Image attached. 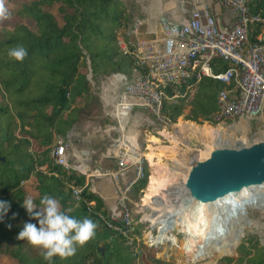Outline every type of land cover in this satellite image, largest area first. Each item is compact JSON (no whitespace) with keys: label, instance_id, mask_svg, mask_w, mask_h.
Here are the masks:
<instances>
[{"label":"trees","instance_id":"1","mask_svg":"<svg viewBox=\"0 0 264 264\" xmlns=\"http://www.w3.org/2000/svg\"><path fill=\"white\" fill-rule=\"evenodd\" d=\"M251 6L264 15V0H253ZM9 8L11 19L20 21L0 24V201L10 205L0 227V260H11V264H174L156 257L155 246L139 238V253L134 254L121 236L87 211L85 202L95 201L97 208L105 205L85 185V175L64 170L50 156L57 137H66L85 103L95 101L88 72L93 77L118 73L130 80L134 69L144 71L135 45L126 40L124 50L119 43L118 32L129 19L126 4L123 0H9ZM256 33V29L251 32V40ZM17 45L27 49L23 62L8 56ZM228 65L216 61L214 68ZM186 85L195 87L187 102L188 119L216 123L212 116L224 84L210 77L199 82L190 78L177 88L184 91ZM165 91L173 93L171 88ZM185 98L177 103L165 101L163 111L172 122L183 114ZM144 182L145 178L134 181V190L143 189ZM71 184L83 188L81 200L72 197ZM46 193L58 198L67 214L97 224L95 238L68 259L45 261L39 250L17 239L24 223L39 226L21 206L23 200L31 196L39 205ZM248 245L251 248L239 246L237 259L225 256L220 263L264 264V247Z\"/></svg>","mask_w":264,"mask_h":264},{"label":"rangeland","instance_id":"2","mask_svg":"<svg viewBox=\"0 0 264 264\" xmlns=\"http://www.w3.org/2000/svg\"><path fill=\"white\" fill-rule=\"evenodd\" d=\"M123 1L128 8L129 19L124 22V27L118 32L119 39L125 42L128 40L134 44L137 41L149 38L157 39L161 36L157 26V19L161 15L181 19L187 17L197 4H209L208 9L215 6L213 3L210 4L212 0ZM12 20L14 22L20 21L14 18L0 24L7 25ZM136 24H139L138 33L134 34L131 30ZM147 25L154 28L153 34L148 35L146 33ZM136 50L138 51V47ZM139 74L140 72L134 69L131 78ZM87 77L93 83L95 101L85 103L79 112L78 120L65 137L69 144L68 154L72 159L71 162L75 166L80 165L81 171L77 172L85 175L88 188L102 197L107 206L110 205L109 200L111 198H114L115 202L118 196L124 198L133 213L135 229L137 230L136 237L148 245H154L157 250L156 257L171 261L174 264H221L220 261L225 256L233 257L234 260L237 259L238 248L241 244L251 248V245H248L250 242V244L256 243L264 247V207L253 208L252 205H247L245 207L246 213L243 216H235L243 221L241 226L236 227L240 231L238 233L225 231L224 236L212 239L210 242L211 245H215V242H222V246L226 245L224 250H214L215 246H207V250H205L207 255H197L198 250L205 242L206 235L210 232L213 217L203 218L201 225L194 227L192 219H195V214L193 211L196 212V216L204 217L207 215L203 213L202 209H194L195 206L187 205L188 202L184 200L181 189V180L188 167H191L197 160L204 158L213 145L239 147L244 143L250 144L253 143L252 141L262 140L264 138V110L258 117L251 119L241 118L235 121H220L219 123L209 121L198 123L188 119L190 106L187 102L190 101L191 96V98H185L183 114L175 122L165 125L156 120L148 110L141 107H133L126 114L115 112V103L118 101L117 94L123 87V83L127 81L122 75L111 72L93 77L88 72ZM227 89L231 90L232 93V87L229 86ZM190 94L192 93H188V95ZM179 98L182 97H178L176 101L169 100V103H177ZM180 121L183 122L179 123ZM189 125L197 127L207 125L211 128V132L208 135H197L195 134L197 130ZM241 125L246 130L232 133L231 129H238L240 127L235 126ZM245 135L246 142L240 140ZM123 141L131 142L134 147L139 149L144 158L145 182L143 189L139 191H135L133 185H129L136 176V172L134 173L133 168L123 164L124 155L120 151L123 147ZM173 155L174 159L171 158ZM174 168L177 169L179 176L166 180V182L170 181L171 183H167L166 187H164L165 185L160 186L158 196L149 201L150 206H143L145 192L151 183L152 171H155L157 175L160 174L159 177L163 178L165 175L167 177L169 171ZM118 170L122 172L127 170V176L134 174L129 179L119 181L117 187L115 183L112 184L108 180L112 178V173ZM163 171H167V173ZM127 186L130 187L125 189ZM117 189L122 190V192H117ZM263 191L264 188L263 190L257 189L255 193L264 197ZM246 197L245 195L239 198ZM4 219L5 215H0V227ZM245 220L248 222H244ZM157 234L160 238L152 244L150 237H155ZM188 238L193 241V249L187 247ZM235 242L237 243L234 249L229 244ZM223 252L228 254H223ZM11 263L12 261L8 259L0 260V264Z\"/></svg>","mask_w":264,"mask_h":264},{"label":"built area","instance_id":"3","mask_svg":"<svg viewBox=\"0 0 264 264\" xmlns=\"http://www.w3.org/2000/svg\"><path fill=\"white\" fill-rule=\"evenodd\" d=\"M252 2L210 1V4H218L232 11V19L226 22L219 20L213 10L208 9L209 4H197L180 21L159 16L157 26L161 36L133 43L137 62L143 65L144 71L123 83L117 94L115 112L126 114L133 107H141L148 110L156 120L168 125L172 121L163 111L165 101H176L178 97L191 98L195 90V87L189 88L186 85L184 91H177V86L190 78L199 82L202 78L210 77L225 86L216 97L217 110L212 116L217 120L216 123L258 117L264 110V15L253 10ZM133 28L131 32L137 34L139 24ZM254 29L257 33L254 40H251L250 34ZM146 33L153 34L154 28L147 25ZM119 43L126 50V42L119 39ZM216 61L229 65L225 69L215 70ZM229 86L232 87V93L227 89ZM165 88H171L173 93L170 95ZM68 145L65 137L58 136L50 156L64 170L81 171L80 165L75 166L71 162ZM122 146L120 151L124 155L123 164L135 168L136 176L129 184L132 185L134 181L145 177L144 158L131 142L123 141ZM43 168L41 166L37 169ZM111 179L118 187V182L124 179L123 172L114 171ZM69 189L74 199H82V187L71 184ZM117 192L121 193L122 190L117 189ZM85 204L87 211L121 236L134 254L139 253L133 213L122 196L104 208H97L95 201Z\"/></svg>","mask_w":264,"mask_h":264},{"label":"water","instance_id":"4","mask_svg":"<svg viewBox=\"0 0 264 264\" xmlns=\"http://www.w3.org/2000/svg\"><path fill=\"white\" fill-rule=\"evenodd\" d=\"M184 184L189 198L208 204L214 214L212 227L216 226L218 231L208 234L197 252L199 256L207 255L202 247L212 239L224 236L225 231H240L236 227L241 226L243 221L234 217L243 216L247 205L264 207V197L255 193V190L264 188V139L239 147L215 146L209 159L197 160L190 167ZM248 188H254V191L247 198L234 199L226 206L222 204L229 196ZM236 243L229 245L235 249ZM221 247L217 245L214 249Z\"/></svg>","mask_w":264,"mask_h":264},{"label":"clouds","instance_id":"5","mask_svg":"<svg viewBox=\"0 0 264 264\" xmlns=\"http://www.w3.org/2000/svg\"><path fill=\"white\" fill-rule=\"evenodd\" d=\"M11 18L9 0H0V23ZM27 54V49L22 45L8 51V56L17 62H23ZM21 206L30 219L38 221L39 226L31 222L24 223L17 239L26 241L29 246L39 250L45 261L51 262L54 257H73L78 248H83L96 236V223L89 218L80 220L67 214L62 210L60 200L52 195L44 194L39 205L28 196ZM9 207L7 202L0 201V215H6Z\"/></svg>","mask_w":264,"mask_h":264},{"label":"bare ground","instance_id":"6","mask_svg":"<svg viewBox=\"0 0 264 264\" xmlns=\"http://www.w3.org/2000/svg\"><path fill=\"white\" fill-rule=\"evenodd\" d=\"M151 20H153V19H151ZM156 29V28H155ZM113 102H115V101H113ZM124 124V123H123ZM136 124V123H135ZM122 127H124L123 125H121ZM180 126V125H179ZM178 126V127H179ZM189 126H193V128H195L196 130H197V132L195 133V134H197V135H208V133H210L211 132V128L209 127V126H207V125H204V126H202V127H197V126H194V125H189ZM242 126V127H241ZM241 126H235V127H240V128H233V129H231V131H232V133H236L237 131H239V130H246V128L245 127H243V125H241ZM213 129V128H212ZM164 133H166V132H164ZM243 133H245V132H243ZM138 134V133H137ZM217 139V138H216ZM219 140V139H218ZM240 140H244V142H246V135L245 136H243ZM245 144V143H244ZM215 149V145H213L211 148H210V150H209V152L205 155V157L204 158H202V159H199V160H207V159H209L210 158V156H211V154H212V152H213V150ZM174 154V153H173ZM172 159H174V155L171 157ZM179 166V165H178ZM190 169V167H188V170ZM163 170V169H162ZM188 170H187V172H186V174H185V176L183 177V179L181 180V189H182V194H183V198H184V200L186 201V202H188V204L187 205H189L190 204V206H195L194 207V209L195 208H200V209H202L203 210V213H206V215L207 216H204V217H200L199 215L198 216H196V212H194L193 211V213L195 214V219L193 218L192 219V223H193V225H195L194 227H199L200 225H201V221H202V219L203 218H207V217H209V216H211V217H213V220H214V214H212L211 212H210V209L211 208H209V206H208V204H206V203H200V202H198L197 200H193V199H191V198H189V196H188V194H187V191H186V189H185V181H186V179H187V175H188ZM84 171V170H83ZM158 172V171H157ZM164 173L166 172L167 173V171H163ZM94 174V173H93ZM159 174V173H158ZM160 175V174H159ZM159 175H157L156 174V172L155 171H152V176H151V183H150V185L147 187V190H146V192H145V194H146V196H145V198H144V200H143V202H142V205L143 206H150V204H149V201L151 200L152 201V199L154 198V197H156V196H158V194H159V187L160 186H164V187H166L168 184L167 183H171L170 181H167L166 182V180H168V179H170V178H177V176H179V174H178V171H177V169H171L170 171H169V174H168V176L166 177V175L165 176H163V178H160L159 177ZM166 182V183H165ZM176 187V186H175ZM252 191H254V188H248V189H246V190H243L241 193H236V194H233L232 196H229L227 199H225V200H223V202H222V204L224 205L225 204V206H226V204H228V202H230V201H232V200H234V199H245V198H239V197H243V196H247L248 197V195L249 194H251L252 193ZM246 197V198H247ZM214 207V206H213ZM193 210V209H192ZM203 216V215H202ZM236 217H234V219H235ZM212 220V221H213ZM239 220V219H238ZM212 221H211V226H210V232L208 233V234H210V233H216V231H218L217 230V228H216V226H214V227H212L213 226V224H212ZM160 234L162 233V232H159ZM149 234V233H148ZM207 236V235H206ZM160 237L158 236V234L155 236V237H153V236H151L150 237V240L152 241V244L153 243H156V240H158ZM186 242H188L186 245H187V247L188 248H191V249H193V247H194V244H193V241L191 240V238H188L187 239V241ZM223 243L222 242H215V245L214 244H212L211 245V243H208L206 246H210V247H216L217 245H222ZM206 246H203L202 247V250L203 251H205V250H207V247ZM225 246L226 245H224V246H222L221 248H219L218 250H220V251H223L224 250V248H225ZM215 250V249H214ZM198 251H200V249L198 250ZM198 255V254H197ZM196 255V256H197ZM195 256V257H196ZM192 257V256H191Z\"/></svg>","mask_w":264,"mask_h":264},{"label":"crops","instance_id":"7","mask_svg":"<svg viewBox=\"0 0 264 264\" xmlns=\"http://www.w3.org/2000/svg\"><path fill=\"white\" fill-rule=\"evenodd\" d=\"M212 10H213V12L216 14V16L219 18V20H221V21H223V22H226V21H230L231 19H232V17H233V15H232V11L230 10V9H227V8H222V7H220L218 4H215V6L212 8ZM171 19H174V18H171ZM183 18H181V19H174V20H182ZM138 32V31H137ZM129 168H133V170H134V173H135V168L134 167H129ZM128 170V169H127ZM126 170V171H127ZM126 171H124L123 172V178L124 179H129L130 177H131V175H133V174H131V175H129V176H127L126 175ZM110 183H112V184H114V182H112V179L111 178H109V180H108ZM100 197V196H99ZM100 198H102V197H100ZM103 200V199H102ZM103 203H104V200H103ZM109 203H110V205H112V204H114L115 203V199L114 198H111L110 200H109ZM104 205L105 206H107L105 203H104ZM109 205V206H110ZM108 207V206H107Z\"/></svg>","mask_w":264,"mask_h":264}]
</instances>
